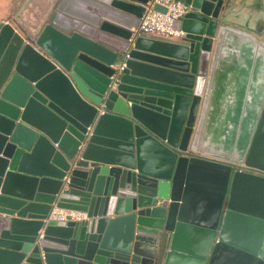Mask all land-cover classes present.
Masks as SVG:
<instances>
[{"label": "water", "instance_id": "95a60500", "mask_svg": "<svg viewBox=\"0 0 264 264\" xmlns=\"http://www.w3.org/2000/svg\"><path fill=\"white\" fill-rule=\"evenodd\" d=\"M148 1L0 20V264H264V24L183 0L181 35L136 33ZM236 46L262 78L250 115L216 82Z\"/></svg>", "mask_w": 264, "mask_h": 264}, {"label": "crops", "instance_id": "0c3cea01", "mask_svg": "<svg viewBox=\"0 0 264 264\" xmlns=\"http://www.w3.org/2000/svg\"><path fill=\"white\" fill-rule=\"evenodd\" d=\"M57 0H0V20L10 16L24 27L40 26L48 13L53 9ZM233 25H239L259 32L264 24V0H241L236 2L229 19ZM239 46L234 48L231 57L218 61L216 67V82L221 85L222 96H232L242 99L239 107L249 115L257 111L262 98V78L254 74H247V64L254 65V61L241 57L244 51ZM251 62V63H249ZM238 67H241L237 69ZM248 67V66H247ZM246 71L245 74L239 72ZM215 83L214 90L219 86ZM252 98L249 102L247 99Z\"/></svg>", "mask_w": 264, "mask_h": 264}, {"label": "built area", "instance_id": "2783aa9c", "mask_svg": "<svg viewBox=\"0 0 264 264\" xmlns=\"http://www.w3.org/2000/svg\"><path fill=\"white\" fill-rule=\"evenodd\" d=\"M154 4L165 8V11L154 9ZM143 15L138 25L134 28L136 33H146L164 38H175L182 34V31L173 28V22L180 19L188 10L189 6L183 0H149L145 6ZM72 220L86 218L85 212L68 210L54 207L48 215V219Z\"/></svg>", "mask_w": 264, "mask_h": 264}, {"label": "flooded vegetation", "instance_id": "af4514ba", "mask_svg": "<svg viewBox=\"0 0 264 264\" xmlns=\"http://www.w3.org/2000/svg\"><path fill=\"white\" fill-rule=\"evenodd\" d=\"M237 144H238V142H237ZM238 145H240V144H238ZM242 146H243V145H241V146H238V148H239V149H241V148H242ZM238 148H237V149H238ZM243 148H244V147H243ZM242 150H243V149H242Z\"/></svg>", "mask_w": 264, "mask_h": 264}]
</instances>
